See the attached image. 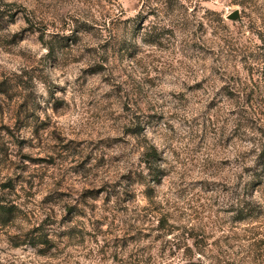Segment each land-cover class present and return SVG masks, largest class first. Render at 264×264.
<instances>
[{
  "label": "rangeland",
  "instance_id": "1",
  "mask_svg": "<svg viewBox=\"0 0 264 264\" xmlns=\"http://www.w3.org/2000/svg\"><path fill=\"white\" fill-rule=\"evenodd\" d=\"M72 0H36L37 8L28 14V9L20 3H7L6 0H0V33L7 30L10 24H15L19 19L24 18L29 24V28L18 32L11 37L0 38V47L10 50L23 36L24 32H32L33 35L39 34L38 39L43 42L44 36L41 32L42 21L37 20V14L43 17L45 14L56 15L57 5L69 4ZM86 4L99 6L101 9L110 7L113 0H83ZM171 3V0H169ZM147 7V5H146ZM183 9V6H180ZM173 11H177L173 9ZM186 11V9H183ZM154 14L149 13V15ZM215 15L209 12L205 19ZM71 18V17H70ZM148 15L143 10L134 18L127 21L112 20L111 27L105 29L104 35L107 37L98 48H89L88 44L98 42L101 39L100 31L95 26H87L81 21L73 19L74 28H70L68 23L60 18L61 32L69 31L71 35L64 36L59 32L51 37L45 44L49 47L50 54L39 62L21 56L25 60L26 68L23 76L7 75L0 72V168L5 170L14 169L17 180H24L23 173L28 171V166L23 164L28 160L33 165H38L31 175L24 181L27 184L25 188L20 186V193L16 194L12 179L7 183L0 184V192H8L10 195L15 194V199L20 200L21 194L25 202H31L38 190L44 186V179L48 177L53 179L56 188L64 185L69 172L75 173L81 179L88 181L89 186L85 189L84 194L80 196L81 200H87V197H93L87 206L93 213V218L89 220L88 231L79 216L87 214L81 210L77 218H72L71 213L76 211L79 200H72V192L66 190L63 194L71 203H64V217L61 221L69 220L71 226L68 230L61 232L55 227L56 221L53 218L55 207L49 206L48 212H51L40 228L33 229L25 234L24 251L27 253L31 249L32 254L36 257L29 264H69L73 249H84L87 252L85 259L92 256L89 245L99 244L98 236L104 235L101 225L111 220L110 228L107 235L113 236L112 231L115 228L122 232L121 236L114 239L105 240L102 246H99L96 255L99 257L100 264H106L111 258L113 264H161V262L173 258L180 259L181 247H184L182 254L183 259H187L192 264L194 249L196 252L203 253L208 249V242L212 241V248L215 264H244V258L239 260L231 258L240 257L241 252L246 253L247 242L242 240L243 231L234 229V224L229 213V206L232 202L233 193L238 182L243 181V175L237 176V183L231 187L226 182L229 172L225 174L230 162L218 160L216 158L225 154L230 145L240 143L243 145L249 139L255 141L251 133L258 131L257 120L253 117L264 113V47L258 51H252L247 60H241L244 65V71L247 76L243 79L234 75L238 72L235 69V53L237 50H243L248 45L244 41L243 34L237 31L235 34L230 33L227 29H220L214 32L215 40L205 41L203 37H197V33L202 31V25L191 31L190 23L176 14L173 17L175 31L169 29L167 35L171 37L166 43H161L153 37L158 32L155 25L148 24L145 28V44L155 45L157 52L148 55L144 59H135L132 55L134 51L139 52L135 44L129 43V37L132 40L138 34L140 27L148 21ZM55 20L52 27H56ZM179 33L182 39L179 44V56L173 50L175 47L176 33ZM260 39L264 41V34H259ZM213 46L220 47L218 55L210 54ZM164 57H167L165 59ZM85 58L88 59L89 66L82 71L78 77L77 84L81 87L78 90L80 95H85L81 84L87 78L91 81L90 87L86 93L85 101L86 115L88 124L93 128L110 129L112 131H123L125 136H131L130 140L120 137L110 138L108 140H99L95 148L90 143L86 147L73 141L65 144L55 131L50 136L56 141L55 143H46L42 133L51 127V118L47 116L45 109H52L60 114L61 110L67 111L69 106L63 100L56 99V91H66V88H59L52 83L46 71L71 70L69 65L80 63ZM135 59V66H124L125 60ZM195 63V66L193 64ZM107 65V67H106ZM156 65H160L157 67ZM197 67L206 72L201 83L192 87H186L179 95L170 94L176 103L165 102L163 104L154 103L157 98L164 99L162 92L155 89L158 83H163L165 75H176L183 73L193 76ZM131 68V72L129 71ZM149 68L151 73L149 74ZM132 73H139L142 76V82L137 81ZM41 79L48 93V98L43 106L36 103V96L33 89V77ZM26 77V79H25ZM118 77H126L123 85H117L114 81ZM178 78V77H177ZM250 81V83H249ZM223 86L216 91V98L221 104H236L243 102L249 108L253 109L251 115L241 120L235 121L233 131L227 134V129L221 127L217 132L216 121L218 115L211 109H219L216 100L213 99L208 107V118L205 122V129L200 135L192 138V147L190 149L172 150L177 163L182 168L190 170L199 169L204 179L185 180L186 173L177 172L176 166L172 165L167 169L161 170L159 163L169 164L170 161L164 158L163 152H157L155 148L146 147V141L140 133L143 132L141 120H155L161 124V134L165 125L168 134L171 135L173 124L181 123L178 118V110L187 108L189 104L200 102V96L208 91H214L217 85ZM150 85L151 87H146ZM76 89H74L75 91ZM185 92L191 94V100ZM223 93V96H221ZM151 97V99H150ZM44 99L43 96L40 97ZM169 108V116L166 119L163 109ZM36 111H45L46 119L40 121L36 116ZM9 123H4L5 115ZM235 115V112L231 113ZM169 120L172 123H169ZM228 120H224L227 125ZM7 132L9 139L6 141L2 133ZM21 133L31 134L33 140L21 138ZM10 144H15L18 151L16 155L20 163L9 160ZM39 149L43 155L27 156L23 154L25 146ZM100 145H105L112 152H119L120 155H110L103 151H96ZM171 145H169V148ZM143 149V152H141ZM96 151V164L92 168H87L86 164L92 159V152ZM157 151V150H156ZM164 151H168L165 149ZM181 152L185 153V158L181 159ZM139 155L141 162H147V168H151L149 174H154L153 178L156 183L152 184L150 180L139 178V183L127 184L123 188V193L108 191V185L105 184L97 189L94 182L99 176V170L105 168H116L123 162L127 165L135 156ZM152 156V157H151ZM247 158V154L243 157ZM71 162V167L65 165ZM239 163V161H237ZM175 174V179L172 177ZM129 173L123 179L128 180ZM163 177L168 180L169 189L165 195H171L170 200H166V205L155 203V196L160 194L164 186ZM39 181V183H36ZM8 185V187H5ZM199 189V190H197ZM101 192L105 193L103 199V215L101 219H95L96 204L95 200L99 198ZM115 195V205H112V195ZM139 193L142 199H147L148 204L143 208L136 206V194ZM264 194V189L262 191ZM0 200L6 205H12V213L3 214L0 211V230L9 229L17 226V221H27V213L22 207L12 204L8 197L0 195ZM53 196L50 193L44 197L43 205H51ZM59 203V202H57ZM112 205L111 207H109ZM44 207L41 211H45ZM185 220H195L197 224L192 229H188L180 222ZM119 221V223H117ZM51 224L52 227L44 233L45 225ZM121 225L123 227L121 228ZM225 229L227 232L225 233ZM173 232L179 233L182 239L171 241L167 236ZM33 233H41V240H28ZM219 233H225L219 235ZM8 236V233L5 232ZM48 235L55 236V240H49ZM216 236V239L213 237ZM187 240L193 242L189 247ZM8 243L13 248L21 247L19 236H8ZM127 253L128 260L122 261V256ZM155 253V256L153 255ZM247 254V253H246ZM11 264V262H9ZM79 264V261H76Z\"/></svg>",
  "mask_w": 264,
  "mask_h": 264
},
{
  "label": "clouds",
  "instance_id": "2",
  "mask_svg": "<svg viewBox=\"0 0 264 264\" xmlns=\"http://www.w3.org/2000/svg\"><path fill=\"white\" fill-rule=\"evenodd\" d=\"M6 2L12 3L14 0H6ZM15 2L23 4L28 9L29 15H31L37 8L36 0H15ZM180 6H183V9H186V11L180 9ZM173 9L177 11H173ZM141 10H143L144 14L148 15L149 18L148 21L140 27L134 40L129 37V43L135 44L137 49H141L139 52L134 51L132 53L135 59L142 60L148 55L158 51L155 45L151 43H144L145 28H147L148 24L155 25L158 28V32L154 33L153 37L161 43H166L168 39H171V37L167 35L166 30L171 29L175 31L173 17L176 14L181 15L184 20L190 23L191 29L187 34L188 36H191V31H194L202 25V31L197 33V37H203L205 41L209 39L215 40L216 37L213 33L218 32L220 29H227L228 32L233 34L237 31L241 32L248 47L243 50H237L235 53V69H237L238 72L233 73L241 79L247 76L241 60H247L248 63H252L250 59H247L250 53L252 51H258L261 47H264V41H262L260 36L257 34H264V0H171V3L169 0H113L112 5L104 9H101L98 5L93 6L92 4H86L83 0H72L69 4L57 5L55 16L52 14H45L43 17H40L39 14H37V20L42 21V25H47L46 28L43 26L41 27V32H43L44 36L43 42L38 39L39 34L33 35L32 32L25 31L22 38L10 50L0 47V72H4L9 76H12L13 74L17 77L23 76L26 63L24 59H21V56H26L35 62H39L49 56L50 49L49 47H46L45 44L53 35L58 32L64 36L71 35V32L69 31L61 32L60 18H63L68 23L70 28L75 27L73 19L71 18L81 21L84 25L95 26L98 28L101 35L100 41L88 44L89 48H98L99 43H102L103 40L107 38L104 35L105 29L111 27L112 20L127 21L129 19H134L141 12ZM153 12L154 14L149 15V13ZM209 12L214 13L215 15L209 19H205ZM234 14L236 15V18H233ZM54 20L57 25L55 28L52 27V22ZM28 28L29 24L27 23V20L21 18L15 24H10L5 32L0 33V38L11 37ZM181 39L182 37L177 32L175 47L173 49L177 53V56H179V44ZM219 53L220 47L213 46L211 48L210 54L218 55ZM164 58L167 59V57ZM135 59L125 60L124 66L128 67L129 65H132L134 67ZM193 64L195 66L194 62ZM88 66V59L85 58L78 64L69 65V68L71 69L70 71L45 72V75L48 76L52 83L58 85L59 88H66V91L64 92L57 89L56 99L65 101L69 106L67 111L61 110L60 114H57V112L52 109H45L47 116L51 118V127L44 130L42 133L43 139L46 143L56 142L50 136L52 131H55L58 136L63 139L66 145L75 141L81 144L82 148L86 147L90 143L95 148L99 140H108L116 137L126 140L131 139V136H125L123 131L116 132L110 129L93 128L89 126L84 104L87 100L86 93L88 89L92 87V83L91 81H88L87 78H85V81L81 82V84L84 85L83 91L85 95L79 94L78 90L81 85L77 84L78 77L81 75L82 71L88 68ZM156 66L159 67L160 65ZM129 71L131 72V68H129ZM150 73L151 68H149V74ZM132 75L137 81L142 82V76L139 73H132ZM206 75L207 73L201 71L198 67L195 75L193 76H188L183 73L171 76L165 75L163 77V83H158V86L155 89V91L162 92L164 94V99L160 100L157 98L153 102L157 104H163L166 101L176 103L173 100V96L170 94L179 95L182 91H185L186 87H192L195 89V85L201 83ZM125 79L127 78L118 77L114 83L122 86ZM32 84L34 86L32 91L36 96V103L40 104L43 108L48 98L46 86L41 79H38L35 76L32 79ZM222 86V84L218 83L216 90L208 91L206 95L203 93L201 94L199 103H190L187 108H180L177 115L181 123L173 124V129H175V131H172L171 135L168 134L166 125L163 129V134H161L160 123H157L155 120H141L140 123L143 128V132L140 133V135L144 137L146 147H154L157 152H163L164 158L170 161L169 164L162 162L159 163L161 170L175 165L177 172L186 173L185 180L191 181L206 178L199 169L190 170L191 165H189L188 168H182L181 165L177 163L176 158L171 155V152L173 149L180 151L181 149H190L192 147V138L200 135L205 129V122L208 118L209 112L207 106L213 99H215L216 104L219 105V109H211V111L215 112L219 117L216 121L217 132H219L221 127H224L227 129V134H231L235 121L241 120L252 114L253 109L249 108L247 104L243 102H241L238 106L236 104H221L220 100L216 98V91H218ZM146 87L151 86L148 85ZM74 89L76 90L74 91ZM185 95H188L191 100V94L185 92ZM41 96H43L44 99H41ZM221 96H223V93H221ZM45 111H36L35 115L39 116L40 121H44L46 119ZM162 111L167 119L169 116V108L165 107ZM233 112H235L234 116L231 115ZM253 118L257 120V124L260 128H264V117L256 115ZM225 119L228 120L227 125L224 124ZM4 123H9L7 114L5 115ZM169 123H172V121L169 120ZM2 135H4L6 141L9 139L7 132L2 133ZM251 135L256 138L255 142L249 139L248 142L243 145L240 143L232 144L226 150L225 154L216 158L218 160H226L230 162L228 168L225 169L226 175L231 172V175L228 176V179L226 180L229 187L237 183L238 175H243V184H247L250 179L248 175L244 174V169L246 167H253V162L257 159V156L261 151L259 132L251 133ZM21 138L25 140H33V142H35V138L31 134L21 133ZM169 145H171L170 148ZM9 148V160L20 163L19 157L15 154L16 151H18L15 144H10ZM165 149H168V151H164ZM96 151H103L110 155H120L119 152H112L105 145H100L99 148H96ZM96 151L92 152V159L86 164L87 168H92L96 164ZM141 152H143V149H141ZM23 154L27 156H37L43 155L44 153L39 149H34L26 145L23 148ZM245 154H247L246 159L243 158ZM184 158L185 153L181 152V159ZM237 161H239V163H237ZM23 164L28 166V171L22 174L24 180L16 179L17 174L14 169L9 168L5 170L4 168H0V184L7 183L9 179H12L13 186L16 189V194L20 193L21 185L25 188L27 187V184L24 181L31 175L33 170L38 167V165H33L28 160H24ZM65 167H71V162L69 161ZM130 172L133 173V175H130L128 180L123 179V177L128 175ZM149 172L150 170L147 168V162H141L140 156L137 155L127 165L121 162L119 167L99 170V176L95 180L94 186L99 189L103 185L107 184L109 192H112L113 189H115L116 192L123 193L125 185L139 183V178L150 180L152 184H155L156 181L153 178L154 174L150 175ZM175 178L174 174L172 179ZM169 179L170 178L168 177H163L164 186L160 190V194L155 196V203L163 204L165 207H167L166 200L171 199L170 194L165 195L168 193ZM36 183H39V181ZM88 186V181L81 179L75 173L69 172L64 181V185L60 188H56L53 179L45 177L43 188L38 190V194L34 195L29 203L25 202L22 194L21 199L16 200L15 194L10 195L8 192H0V195L8 197V199L12 201V204H15L17 207H22L27 213V221H17L16 227L0 230V264H9V262H11V264H29V262L36 259V257L32 254L31 249H29L27 253L24 251L25 234L31 232L33 229L40 228V226L44 223V220L52 215L51 212L47 211L49 206L55 207V214L53 217L56 221L55 227L61 232L68 230L71 226H76L71 224L69 220H64L63 224H61L65 214L63 205L64 203H71V201H68L67 197L63 195L66 190H70L72 192L73 201L79 200V205L77 206L76 211L71 213V217L77 218L80 211L83 210L87 215L79 216L78 218L83 222V226L88 231H92V228L89 227V220L93 218V213L87 206V203L91 202L93 197L89 196L87 197V200L80 199V196L84 194V191ZM50 193L53 196L51 205H43L42 201L44 200V197L48 196ZM104 196L105 193L101 192L99 198L95 200V219H101L103 215H106V213L103 212L102 203ZM241 196L253 206L259 205V210H264V195H262L259 190L250 196H246L243 192H241ZM111 199L112 205H115L114 193ZM147 204L148 200L142 199L140 194L137 193V208H143ZM42 207L46 210L41 211ZM117 223H119V221H117ZM180 223L188 229H192L196 226L197 221L185 220ZM110 224L111 220L101 225L104 235L97 237L99 244L89 245V250L92 252V256L90 258L85 259L87 252L84 249H73L70 250L72 252V256L69 264H76L77 260L79 261V264H100L99 257L96 255L99 246H102L106 239L111 241L116 236L122 235L121 231L113 228L112 231L114 235L108 236L107 233L110 228ZM50 227H52L51 224L45 225L43 229L44 233H47ZM122 227L123 225H121V228ZM5 232L8 233V236H19L21 240V247H11L8 243V236L5 235ZM226 232L227 229H225V233ZM225 233H219V235H224ZM41 238V233H33L28 237V240H36L39 242ZM216 238V236L213 237V239ZM48 239L54 241L55 236L48 235ZM167 239L177 241L182 238L179 233L173 232L171 235L167 236ZM186 244L191 247L193 242L191 240H187ZM184 250V247H181L180 259L173 258L171 260L161 262V264H189L188 260L183 259L182 257ZM214 252L215 250L212 248V241L210 240L208 242V249H205L203 253L196 252L194 249V254L191 258L192 264H215V258L213 255ZM153 255L155 256V253H153ZM231 258L237 260L244 258V264H252L251 257H247L245 252H241L240 257H235L233 255ZM127 260L128 255L125 253L122 256V261ZM106 264H113V260L109 258ZM256 264H261V260H257Z\"/></svg>",
  "mask_w": 264,
  "mask_h": 264
},
{
  "label": "trees",
  "instance_id": "3",
  "mask_svg": "<svg viewBox=\"0 0 264 264\" xmlns=\"http://www.w3.org/2000/svg\"><path fill=\"white\" fill-rule=\"evenodd\" d=\"M260 114L264 117V113ZM257 132L260 134L261 151L253 162V167L244 169V174L250 179L247 184H243L242 180L238 182L228 211L231 214L235 231H243L242 240L247 242V257H251L252 264H256L257 260H261V264H264V259H262L264 258V210H259V205L253 206L241 196V192L250 196L258 190L262 193L264 189V128L259 127ZM156 154L155 150L153 155L156 156ZM11 207L12 205L0 203V211L3 214L12 213Z\"/></svg>",
  "mask_w": 264,
  "mask_h": 264
},
{
  "label": "water",
  "instance_id": "4",
  "mask_svg": "<svg viewBox=\"0 0 264 264\" xmlns=\"http://www.w3.org/2000/svg\"><path fill=\"white\" fill-rule=\"evenodd\" d=\"M233 18H236V15L234 14V17Z\"/></svg>",
  "mask_w": 264,
  "mask_h": 264
}]
</instances>
